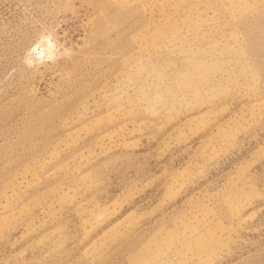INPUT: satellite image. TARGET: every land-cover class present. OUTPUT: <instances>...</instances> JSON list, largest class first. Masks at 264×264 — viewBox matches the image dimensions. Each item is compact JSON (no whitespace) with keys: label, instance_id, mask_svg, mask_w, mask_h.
Returning a JSON list of instances; mask_svg holds the SVG:
<instances>
[{"label":"rangeland","instance_id":"1","mask_svg":"<svg viewBox=\"0 0 264 264\" xmlns=\"http://www.w3.org/2000/svg\"><path fill=\"white\" fill-rule=\"evenodd\" d=\"M0 264H264V0H0Z\"/></svg>","mask_w":264,"mask_h":264}]
</instances>
